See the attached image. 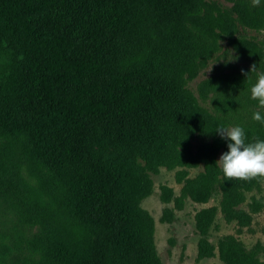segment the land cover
<instances>
[{"label": "trees", "instance_id": "16d2710c", "mask_svg": "<svg viewBox=\"0 0 264 264\" xmlns=\"http://www.w3.org/2000/svg\"><path fill=\"white\" fill-rule=\"evenodd\" d=\"M202 5L0 0V143L20 145L53 200L40 206L45 202L36 195L30 201L31 221L42 230L28 258L7 264H162L153 220L140 206L150 189L149 171L186 159L194 137L217 133L225 121L186 82L196 47L205 44L194 29ZM237 9L244 22L262 24L254 12ZM255 11L264 13V6ZM239 44L259 69L229 75L227 96L252 101L250 90L264 70V43L245 37ZM258 111L264 116V108ZM255 112H246L247 123L238 125L246 143L264 140ZM218 138L202 145L210 157L224 140ZM256 182L227 180L211 164L194 178L193 196L206 201L218 185L223 209L242 216L234 205ZM214 213L209 207L197 214L204 234ZM222 244L229 264H258L235 239L224 237Z\"/></svg>", "mask_w": 264, "mask_h": 264}, {"label": "rangeland", "instance_id": "374dc122", "mask_svg": "<svg viewBox=\"0 0 264 264\" xmlns=\"http://www.w3.org/2000/svg\"><path fill=\"white\" fill-rule=\"evenodd\" d=\"M202 1L201 21L194 29L206 45L199 43L196 47L195 63L185 72L186 82L203 106L225 120L221 127L230 129L247 123L246 112L252 114L259 109L255 100L227 96L233 85L225 82L228 76L254 65L239 50V40L247 37L264 43V20L253 26L242 20L237 8L243 7L254 12V18L264 19L263 12L255 11L264 6V0L258 7H253L252 0ZM236 22L238 28L233 25ZM216 136L219 137L218 132L194 137L186 159L149 171L150 189L141 198L140 206L153 220L154 246L162 264H229L222 244L224 237L233 238L254 252L258 264L264 262V181L245 188L239 203L234 205L245 213L242 216L223 209V192L218 185L206 201L193 196V180L207 165L222 169L218 161L224 153L225 139L219 141L212 157L209 147L202 150V145L213 143ZM200 152L205 156H200ZM39 176V170L23 155L17 142L0 143V264H7L8 259L20 263L33 252V239L42 227L31 221L30 201L36 195L45 202L40 206L53 201ZM209 207H215V213L204 234L198 227L197 214ZM202 239L206 252L201 249Z\"/></svg>", "mask_w": 264, "mask_h": 264}, {"label": "clouds", "instance_id": "9594fccd", "mask_svg": "<svg viewBox=\"0 0 264 264\" xmlns=\"http://www.w3.org/2000/svg\"><path fill=\"white\" fill-rule=\"evenodd\" d=\"M261 0H252L253 7H258ZM255 70V65L251 71ZM251 98L258 101L260 108H264V73H258L257 82L251 88ZM253 119L264 124V116L255 112ZM222 139H228V151L219 159L224 176L227 180L264 181V140L246 143L244 129L235 126L230 129L218 127L216 129Z\"/></svg>", "mask_w": 264, "mask_h": 264}]
</instances>
